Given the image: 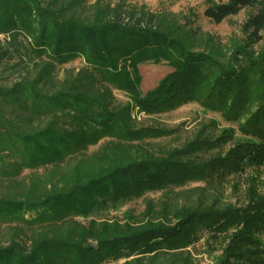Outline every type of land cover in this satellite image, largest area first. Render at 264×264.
<instances>
[{
    "label": "trees",
    "instance_id": "obj_1",
    "mask_svg": "<svg viewBox=\"0 0 264 264\" xmlns=\"http://www.w3.org/2000/svg\"><path fill=\"white\" fill-rule=\"evenodd\" d=\"M205 7L215 23L245 12L242 36L210 44L132 0H0V264H203L200 243L214 264H264V0ZM146 62L172 71L143 94ZM192 102L237 129L166 148L171 131L135 117ZM235 178L241 203L223 199Z\"/></svg>",
    "mask_w": 264,
    "mask_h": 264
},
{
    "label": "rangeland",
    "instance_id": "obj_2",
    "mask_svg": "<svg viewBox=\"0 0 264 264\" xmlns=\"http://www.w3.org/2000/svg\"><path fill=\"white\" fill-rule=\"evenodd\" d=\"M95 1V0H93ZM110 3H115L117 0H107ZM212 0H132L137 9L144 8L152 13L170 14L172 20L176 19L183 25L197 28L204 32L210 44L220 43L223 46H228L229 42L239 36L240 27L245 22L246 13L241 12L239 16L233 17L230 20L222 23L210 22L203 16L206 3ZM222 3L226 0H215ZM228 51V47L225 49ZM83 60H76L69 66L79 67ZM140 67L141 81L140 92L146 93L149 90L155 89L160 80L172 71V67L165 62H146L142 63ZM63 73V72H62ZM61 73V74H62ZM115 97L121 103H128L129 96L124 92L115 90ZM137 123L140 126H149L156 128H163L170 130V136L158 138L154 140L155 145H161L166 148H180L186 144L195 134L202 130L204 124L210 125L216 121V126H209L208 130L211 134L220 133L224 128L234 127L236 124L226 123L223 118L217 114L203 109L197 103H188L182 107L172 110V112L160 113L157 115H146L144 113L135 114ZM240 135V134H239ZM95 148H91L94 150ZM251 173V172H248ZM254 180L257 190L264 192V167L260 172L254 175ZM250 182L243 179H233L231 184H228L223 192V199L229 203H241L244 200L243 194L246 193ZM150 195V194H149ZM155 197L154 195H150ZM145 210V202L141 200H132L121 208L111 209L107 214H103L100 218L108 219H127L133 215H139ZM199 258L203 264H214L219 261L221 251L215 250L210 252L207 245L198 244Z\"/></svg>",
    "mask_w": 264,
    "mask_h": 264
}]
</instances>
